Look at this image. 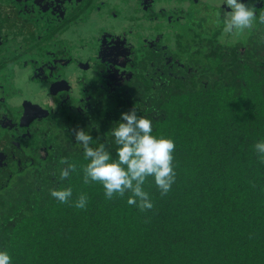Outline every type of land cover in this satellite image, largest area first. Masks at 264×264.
I'll use <instances>...</instances> for the list:
<instances>
[{"label": "trees", "instance_id": "1", "mask_svg": "<svg viewBox=\"0 0 264 264\" xmlns=\"http://www.w3.org/2000/svg\"><path fill=\"white\" fill-rule=\"evenodd\" d=\"M45 1L40 43L30 39L12 60L30 67L29 81L50 85L55 112L29 117L0 101V142L31 162L0 189V249L12 264H264V156L255 148L264 141V23L233 41L222 18L198 30L217 22L224 0H116L138 14L84 40L107 0ZM244 2L264 14V4ZM67 69L77 93L58 89ZM133 109L152 120L153 135L175 142V182L161 195L149 177L153 208L144 211L127 203L131 193L108 199L101 184H85L75 142L83 129L91 146L114 154L111 128ZM68 164L77 171L62 179ZM69 186L70 203L50 195ZM80 195L84 209L75 207Z\"/></svg>", "mask_w": 264, "mask_h": 264}, {"label": "clouds", "instance_id": "2", "mask_svg": "<svg viewBox=\"0 0 264 264\" xmlns=\"http://www.w3.org/2000/svg\"><path fill=\"white\" fill-rule=\"evenodd\" d=\"M256 2L264 4V0ZM216 17L217 23L222 18L223 32L228 35L250 29L256 20L264 23V14L257 15L256 7L244 0H224ZM111 137L116 145L114 154L104 143L91 146L93 137L83 129L75 130V142L83 149V158L87 161L80 169L83 182L101 184L108 199L114 194L123 197L125 193H131L127 200L129 205H135L141 211L152 209L153 204L143 186L151 177L161 195L171 190L176 175L173 167L175 142L153 135L152 120L138 115L135 109L120 114L111 128ZM255 148L264 156V141L257 142ZM61 163L67 164V160ZM76 171V165L68 164L61 169V178L68 179ZM50 195L60 203H70L73 192L69 186L52 189ZM86 205L85 195L75 201L76 208L84 209ZM0 264H12L6 249H0Z\"/></svg>", "mask_w": 264, "mask_h": 264}, {"label": "flooded vegetation", "instance_id": "3", "mask_svg": "<svg viewBox=\"0 0 264 264\" xmlns=\"http://www.w3.org/2000/svg\"><path fill=\"white\" fill-rule=\"evenodd\" d=\"M103 1L105 0H100V2L97 3V5L98 4L100 5V3ZM109 1L111 0H107V5L104 8L101 7L98 9L96 7V10H94L95 12H93V16L103 14L107 11L111 12L112 8L109 5L110 4ZM45 3H47L45 0H0V101L3 100L4 102L7 103L9 107H13V108L16 107L18 109L23 108L22 105L14 106L18 102V99L15 100L14 98L18 96V94L22 96L26 91L15 85V81H14L15 75L12 76L11 72L15 71L14 73H22L27 71L30 72L31 70L30 67L22 68V66L18 64V61L15 60L22 58V55L25 50V44L28 43L30 39H34L35 42L38 41L37 44L40 43L41 38L39 35H41V33L39 32L40 31L43 32L42 21H44L45 17H48L47 13L49 12L47 11L48 4ZM185 4L187 5V3H184V5ZM114 10L117 12V14H115L114 12L110 14V17L114 21L113 23L123 21L124 20L123 16L118 14L117 9ZM48 14L50 15V13ZM37 30L39 34L38 33L35 34ZM114 31L115 33H122L123 30H120V28H116ZM15 56H17V58H15V60L13 61L12 59ZM66 72L67 74L69 72L74 73L72 69H67ZM13 81L14 84H12ZM5 84L7 85L8 92L4 94L2 92L3 91L2 87L5 86ZM33 85L48 86L46 92H48L50 88L49 84H44V83L31 82L32 87ZM10 93H13V95L11 96ZM54 112L55 111H53L52 113ZM25 113L26 112L24 110V114ZM28 118H25L22 123H25L26 125L28 122L27 120ZM5 143L15 144L8 140H3L0 142V145H3ZM15 145L18 147L17 144ZM25 157L28 158L27 156Z\"/></svg>", "mask_w": 264, "mask_h": 264}, {"label": "rangeland", "instance_id": "4", "mask_svg": "<svg viewBox=\"0 0 264 264\" xmlns=\"http://www.w3.org/2000/svg\"><path fill=\"white\" fill-rule=\"evenodd\" d=\"M134 0H129L128 4H132V2ZM207 4H209L211 7L213 6H218L217 1L219 0H205ZM222 1V0H221ZM116 0H111L110 1V7L113 9L115 6ZM168 5H165V7H167ZM118 14H120L121 16H123V18L126 17H130V15L134 14L137 15V10L134 11L133 7L130 5H126V4H120L118 3V6L116 7ZM112 12H114L115 14H117V12L111 11L110 13L112 14ZM212 10H206L205 12H203L207 17H209L210 19L212 18ZM214 14V13H213ZM101 17V18H100ZM113 20L110 16H108L105 13L100 14V15H96V16H92L90 17V19L87 21V24L84 26V29L82 30V37L84 40H88L91 36L95 35L98 33V31L102 28H108L111 24H113ZM202 31H201V28ZM217 28L219 27V23L214 22L212 23L211 21L209 23L207 22H202V24L198 25V30H200L202 33H205V29L207 28ZM197 30V31H198ZM248 32V30H244L241 32H235L234 34H232L231 36L233 37V41H240L243 39V37L246 35V33ZM209 34V37H211V34ZM69 36V35H68ZM208 37L207 35H203V37ZM221 37V41H224L225 35L224 36H220ZM168 38V40H167ZM164 41H169V45L173 46V39L167 37ZM75 74L72 73H68L66 72V78L64 79L59 85H58V89H66L68 91H70L71 93H77L78 88L76 89V87L73 86V82L75 80L74 78ZM68 76V77H67ZM29 75H28V71L27 72H22V73H15V77H14V81H15V85L19 88H22L23 90H25L26 92L20 96L18 94V96H16L14 99L17 100L18 102L14 105H22L23 109L25 110L26 114L30 117H35L37 115L35 114H45V113H52L54 110V108L50 107L49 105L46 104V97H47V89L48 86L46 85H33V87L31 86V82L29 81ZM14 81L12 82V84H14ZM8 92V89H7ZM6 93V92H5ZM53 94V91L51 93V95ZM47 115V114H46Z\"/></svg>", "mask_w": 264, "mask_h": 264}, {"label": "water", "instance_id": "5", "mask_svg": "<svg viewBox=\"0 0 264 264\" xmlns=\"http://www.w3.org/2000/svg\"><path fill=\"white\" fill-rule=\"evenodd\" d=\"M30 163L15 144L0 145V189L6 187L11 177Z\"/></svg>", "mask_w": 264, "mask_h": 264}]
</instances>
